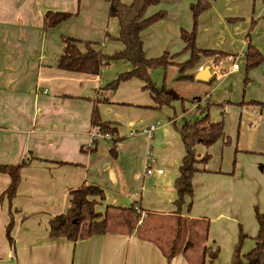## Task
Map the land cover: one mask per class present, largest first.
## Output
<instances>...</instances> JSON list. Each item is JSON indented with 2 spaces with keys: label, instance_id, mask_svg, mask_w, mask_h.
I'll list each match as a JSON object with an SVG mask.
<instances>
[{
  "label": "crops",
  "instance_id": "1",
  "mask_svg": "<svg viewBox=\"0 0 264 264\" xmlns=\"http://www.w3.org/2000/svg\"><path fill=\"white\" fill-rule=\"evenodd\" d=\"M122 2L129 5L132 0ZM250 3L238 0L233 13L247 19ZM243 9L246 14H240ZM108 11L103 0H0V166L26 164L12 201L6 194L11 177L0 172V264H210L209 257L203 260L205 249L220 251L211 264H227L240 230L255 238L259 231L256 212L264 211V99L246 100L263 104L260 106H237V99L213 97L218 90L226 94L223 85L241 69L233 72L232 67H222L230 63L227 60L210 68L220 86L209 90L210 83L195 81L199 67L206 68L204 64L193 72L191 84L179 82L180 89L188 85L194 98L203 95L202 103L209 100L212 121L224 122L225 138L209 149L196 148L199 159L209 154L210 160L199 165L202 171L194 175L193 197L178 211L174 182L185 156L181 129L186 124L179 125L186 114L183 105L176 102L159 108L138 79L122 82L116 90L107 89L119 74L131 70L125 61L110 62L99 76L57 68L62 37L94 43L95 49L107 55L124 49L121 42L107 37H118L120 32L118 21L109 18ZM48 12L73 17L45 31ZM203 14L201 28L211 31L209 26L202 27L204 17L211 14ZM259 15L264 18V7ZM181 29L190 31L192 27ZM227 31L237 33L238 27ZM198 37L201 50L223 52L227 57L245 54L246 42L235 43L233 47H237L230 50L219 45L205 47ZM142 39L145 43L144 32ZM144 51L148 58L163 55L151 56L150 48ZM216 58L207 60L212 64ZM173 62L183 63L179 59ZM247 78L252 86L254 81ZM167 93L185 99L182 90ZM196 106L192 105L191 113ZM95 110L102 122L117 129L115 153L108 139L92 143ZM156 124L157 131L150 134V127ZM148 166L152 175L146 174ZM83 185H96L104 191L105 199L96 208L103 217L121 219V209L135 206L144 213L140 225L130 232L109 220V233L103 236L77 242L51 238L50 220L68 210L70 193ZM177 217L188 226L205 223L204 229L196 227L204 243L200 252L190 247L168 261L164 251L173 238L165 245L145 236L143 225ZM12 219L10 241L7 227ZM253 247V242H247L246 251Z\"/></svg>",
  "mask_w": 264,
  "mask_h": 264
},
{
  "label": "trees",
  "instance_id": "2",
  "mask_svg": "<svg viewBox=\"0 0 264 264\" xmlns=\"http://www.w3.org/2000/svg\"><path fill=\"white\" fill-rule=\"evenodd\" d=\"M79 1L81 2L82 0ZM103 1L109 5V18L116 19L120 27L118 37H112L109 34H107V37L111 40L121 42L124 49L112 55H107L102 50L95 49L94 46L96 44L94 43L82 42L72 37H62L63 52L57 62L58 69L72 73L99 76L103 68L110 62L125 61L131 65V70L119 74L106 88L116 90L122 82L138 79L145 84L143 89L151 93L154 102L161 108L163 106L171 107L175 98L167 93L164 86L160 88L152 81V71L159 68L166 70L170 66L175 65L179 69L177 81H194L193 72L201 57L217 56L215 63L224 61L227 57V54L223 52L201 50L197 46L199 19L204 12L212 7V3L208 0H197L195 4H192V29L190 31L181 29V39L185 44L183 52L190 53V58L183 63L173 62L179 54L171 55L164 53L157 58H148L145 54L142 33L166 17V13L162 11L153 16L147 15L149 8L159 4L160 0H132L129 5L124 4L122 0ZM72 17L73 15L70 13L48 12L44 16V30L48 31L53 29L70 20ZM80 46H83L84 50ZM245 58V70L247 73L260 67L264 63L263 54L251 42L247 43ZM190 72L191 74H188ZM214 79L210 84L213 83ZM194 101H197V99ZM247 104L256 106L263 105L254 101L241 103V105ZM212 107V104H207L204 107L198 106L199 118L181 129L185 156L179 168V175L174 182V188L177 194L175 205L178 211L185 204L186 199L193 197L194 175L202 171L199 165L207 164L210 160L209 154L200 160L196 148L202 145L209 149L225 138L224 122L215 123L211 119L210 110ZM92 124L94 129H98L101 133L111 136L110 141L113 144L112 151L115 153V146L119 141V139L115 138L117 129L110 122H102L97 110L93 113ZM94 143L96 144L97 141H94ZM25 165L24 162L16 166H0V172L6 173L11 177V183L6 191L9 201H12L17 194L21 182V171ZM104 199V191L96 185H83L79 189L72 191L70 193V206L68 210L64 214L50 220V237L53 239L65 238L70 242H77L109 233L110 218L108 214L103 217L96 210L99 201ZM142 211L135 206L121 209L122 216H124V224L130 232L143 219ZM176 219V233L172 239L171 246L164 251L168 261L181 252L185 254L192 245L187 243V247L183 251L179 250L178 244L186 234L189 226L187 221L178 217ZM256 220L259 231L257 236L253 238L254 247L250 251H244L245 241L248 239V236L240 230L238 242L234 248L232 259L228 264H264V213L257 211ZM13 226L12 219L7 227V237L10 241V232ZM205 231L208 232V226ZM218 254V249L215 252L205 249L203 252V260L209 257L212 263L218 257Z\"/></svg>",
  "mask_w": 264,
  "mask_h": 264
},
{
  "label": "rangeland",
  "instance_id": "3",
  "mask_svg": "<svg viewBox=\"0 0 264 264\" xmlns=\"http://www.w3.org/2000/svg\"><path fill=\"white\" fill-rule=\"evenodd\" d=\"M208 1L212 3L211 9L208 10L209 14L211 15H206L204 17V20L205 21L207 20V22L204 21L202 27L206 28V26H209V28L211 27L212 30L207 31L205 29L204 30L205 32L203 31V29L201 28V22L205 14L201 15L199 19V27H198V32H199L198 39L201 40V45H204L205 47H208V45L212 47L219 45L224 48L232 50L235 47H237V46L233 47L235 43L237 44L239 43L242 45L243 43L246 42L245 46H247V43L251 42L264 56V18H260L259 15L260 11L264 7L263 0H251L250 3L251 8L249 9L250 15L248 14L247 19H245L246 16H238L237 14L239 13L237 14L233 13L234 11H236V3L238 0H208ZM196 2L197 0H160L159 4L149 8L147 12L148 16H153L161 11L166 13V17L164 20L152 25L151 27H149L147 30L144 31V34H146L144 48H150V53L152 55L150 53L149 55L156 57L157 55L164 54L165 53L164 51L170 50L172 52L175 51L180 52L179 55L175 58L176 60L179 59V61L184 62L190 58L188 57L189 56L188 52H183L184 46H183V41L181 40L180 37V29L181 28L190 29L193 26L191 6ZM243 5L244 4H241L239 7L241 8V6ZM242 11L243 12L240 14H246L245 9H243ZM235 27H238L237 33L236 32L229 33L227 31V29L230 28L234 30ZM244 50L246 51V47L244 48ZM212 58L213 57H204V56L201 57L194 72L198 69V66L201 64H204L206 67H210L211 69H214L213 65L216 64L218 65L222 62L220 61L219 63L217 62L215 64L214 61L212 64H210L207 59H212ZM226 60L228 61V57H226L225 61ZM238 61L241 67L240 71L234 73L230 77L229 79L230 83L223 85L224 86L223 89L226 90V94H222V91L218 90L215 94H213V97L214 98L228 97V98H223V100L233 99V101L237 99L238 100L236 104L237 106H240L242 102H246V100H250L254 97L261 96L264 99V63L260 67L255 68L247 73L245 70V58L240 57ZM222 67L228 69L232 67V64L224 63ZM198 72H200L199 69ZM188 74H191V72ZM178 77H179L178 68H173V69L167 68L166 70L163 68H159L152 71L151 73L152 81L160 88L164 86L167 92H171V91L177 92L179 90H182L185 99L182 100L175 99V101L173 102V103L177 102L179 106L180 104L183 105V109H185L186 111L184 118L179 122V125L182 127L184 124L188 125L194 122L197 118H199V112L197 111V108L200 103L201 104L199 106L202 107L211 103L209 102L208 99L202 103L203 95L200 98H194L195 94L192 93L191 89H188L187 87L188 85L186 84L182 85L181 87L182 89H180L181 85L179 81H177ZM247 77L251 78V80L254 81V84L252 83L253 84L252 86L247 84L249 83L248 82L249 79ZM156 82H158V84ZM182 82L184 83L187 82L191 84L190 81H182ZM217 85H219V82L214 80L213 83L211 84V87H209V90ZM196 99L197 101H194ZM194 104H197L196 110L194 109L193 112L191 113L192 105ZM196 114L197 116L193 117V115ZM227 115L228 113L225 114V119ZM262 213H264V211H262ZM143 214L142 217H144ZM118 218L114 220H110V222L111 223L113 222L112 224L114 226L126 227L124 224V216H122L121 219ZM121 220H123L122 223ZM171 220L170 219L158 220V221H154L153 224L150 223L149 220V222H146L143 225V227H145L146 230V233L145 231H143L145 233V236H149L166 245V241L170 242L171 239L174 237L173 231L174 233H176L175 227L177 226V219L172 218ZM198 224L199 225L192 223V225L189 226L190 231H188L184 235L182 240L179 242L178 244L179 249L180 248L182 249L183 247L187 246V243H190L192 244L191 248L194 247L193 250L194 252H200L202 250V245L204 243L203 240L204 236L202 234L201 235L198 234L197 232L198 229L196 230V227L201 226V228L204 229L205 223H198ZM139 225L140 223L138 222L136 227H138ZM140 232L142 233V230H140ZM247 242L254 243V240L253 238L248 236V239L245 241L244 251L247 250L246 249ZM219 255H220V251L218 256ZM231 259L232 257H230L228 262L226 263L227 264L230 263Z\"/></svg>",
  "mask_w": 264,
  "mask_h": 264
},
{
  "label": "built area",
  "instance_id": "4",
  "mask_svg": "<svg viewBox=\"0 0 264 264\" xmlns=\"http://www.w3.org/2000/svg\"><path fill=\"white\" fill-rule=\"evenodd\" d=\"M240 57H245V54L241 53V54H237V55L228 56V61L232 64L231 71L234 72V71H237L240 68V64H239V61H238ZM203 69H204L203 67H200L199 71H202ZM158 126H159V124L151 126L150 130H149L150 134L155 133L157 131V129H158ZM101 138L111 140V136L110 135L101 133L98 129H93V131L91 132L92 143L94 141H97L98 139H101ZM153 173H154V171H153L152 167L148 166V168L146 169V174L147 175H152ZM157 174H162V170H158Z\"/></svg>",
  "mask_w": 264,
  "mask_h": 264
},
{
  "label": "water",
  "instance_id": "5",
  "mask_svg": "<svg viewBox=\"0 0 264 264\" xmlns=\"http://www.w3.org/2000/svg\"><path fill=\"white\" fill-rule=\"evenodd\" d=\"M215 78V75L211 73L210 67L204 68L202 71L195 75V81L199 83H210Z\"/></svg>",
  "mask_w": 264,
  "mask_h": 264
}]
</instances>
